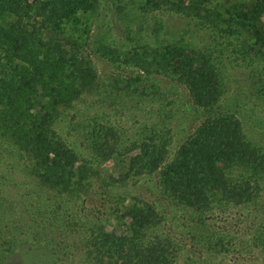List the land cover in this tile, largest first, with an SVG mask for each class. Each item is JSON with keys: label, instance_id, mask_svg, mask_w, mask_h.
Returning a JSON list of instances; mask_svg holds the SVG:
<instances>
[{"label": "rangeland", "instance_id": "obj_1", "mask_svg": "<svg viewBox=\"0 0 264 264\" xmlns=\"http://www.w3.org/2000/svg\"><path fill=\"white\" fill-rule=\"evenodd\" d=\"M82 2L89 11L81 14L77 28L66 25L65 35L71 32L79 37L75 38L81 45L79 54L94 69L99 85L61 110L54 131L87 161H98L94 166L99 175L91 179L89 195L57 197L55 189L41 185L29 175L26 161L32 160L23 157L15 144L0 138V175H5L6 165L13 170L12 178H6L1 185L0 215L11 219L10 207L20 210L22 204L18 202L31 193L25 211L34 212L38 218L44 207L51 216L41 225L51 232L48 239L44 233L41 238H27L9 255L0 246V264H77L83 255L78 237L88 224L82 220L101 221L111 214L112 221L118 223L126 199L127 203L162 201L155 188L158 173L129 176L121 181L129 161L152 147L165 151L164 156H157L158 161H163V157L167 162L174 160L207 120L225 116L239 121L251 151L257 153L256 161H264V19L253 17L249 32L234 27L240 21L235 7L247 9L251 0ZM174 48L183 49L189 56L202 53L213 64L219 75V97L215 103L199 102L213 98L206 95L201 99L204 96L199 92L195 96L179 80L176 69L179 70L180 57L178 52L167 50ZM145 69L153 71L148 75ZM105 127L112 132H102ZM99 146L107 151L98 150ZM227 175L233 184L250 177L251 186L262 194L259 196L264 204L263 169L241 163ZM245 207L248 209L238 206L218 216L215 230L236 236L248 234L253 226L248 215L254 214V205ZM165 211L169 212V208ZM49 215L45 214L47 219ZM183 223L175 226L168 221L163 229L188 240L186 253L199 259L202 252L188 236L193 224ZM11 226H19L18 221H12ZM35 227L34 231L38 228L42 232L38 225ZM201 233L198 239L202 236L203 243L214 239L211 228ZM225 257V262L220 258L222 264L262 261L259 251L247 246Z\"/></svg>", "mask_w": 264, "mask_h": 264}, {"label": "trees", "instance_id": "obj_2", "mask_svg": "<svg viewBox=\"0 0 264 264\" xmlns=\"http://www.w3.org/2000/svg\"><path fill=\"white\" fill-rule=\"evenodd\" d=\"M82 1L0 0V138L15 144L23 157L32 160L26 161L30 165L25 169L33 180L55 189L57 197L69 199L89 195L91 179L99 175L94 166L98 161H87L54 131L61 110L99 85L94 69L79 54L81 45L75 39L79 37L71 32L65 35L66 25L77 28L81 14L89 11ZM235 10L239 11L240 21L234 27L249 32L253 17L264 19V0H251L247 9ZM167 50L178 52L180 67L174 72L179 80L195 96L199 92L204 96L201 99L206 95L213 98L198 101L215 103L219 97V75L213 64L202 53L189 56L181 48ZM145 71L150 75L153 70ZM102 132L112 130L105 127ZM97 149L107 151L100 146ZM159 154L164 156L165 151L152 147L129 161L121 181L129 176L158 173L155 188L162 201L127 203L126 199L118 223L112 221L111 214L101 221L82 220L88 224L78 237L83 255L77 264H222L225 256L245 246L258 250L262 255L259 264H264V204L259 196L262 194L251 186L250 177L233 184L227 175L241 163L264 170V161H256L257 153L251 151L239 121L225 116L207 120L174 160L167 162L163 157V161H158ZM12 171L6 165L5 175L1 172L0 193L5 179L12 178ZM25 195L30 201L32 194ZM20 197L24 198V194ZM26 200L18 202L22 204L20 210L10 207L11 219L0 215V246L8 255L27 238H41L44 233L48 239L51 235L41 227L51 220L50 210L43 207L37 218L34 212L25 211L24 206L29 205ZM251 203L254 214L248 216L253 226L248 234L236 236L215 230L218 216L238 206L246 210L245 206ZM1 204L0 198V207ZM182 210L185 213H179ZM12 221H18L19 226L12 228ZM168 221L193 224V232L188 236L198 244L202 257L194 259L186 253L188 240L163 229ZM37 225L42 232L38 228L34 231ZM210 228L214 239L203 243L198 234ZM22 236L24 239H20Z\"/></svg>", "mask_w": 264, "mask_h": 264}]
</instances>
